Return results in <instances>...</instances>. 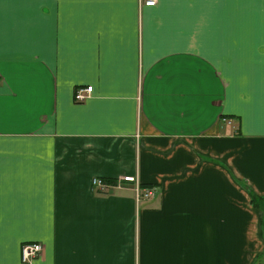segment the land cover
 <instances>
[{
    "label": "crops",
    "instance_id": "0c3cea01",
    "mask_svg": "<svg viewBox=\"0 0 264 264\" xmlns=\"http://www.w3.org/2000/svg\"><path fill=\"white\" fill-rule=\"evenodd\" d=\"M144 1L0 0V264H262L264 0Z\"/></svg>",
    "mask_w": 264,
    "mask_h": 264
},
{
    "label": "built area",
    "instance_id": "2783aa9c",
    "mask_svg": "<svg viewBox=\"0 0 264 264\" xmlns=\"http://www.w3.org/2000/svg\"><path fill=\"white\" fill-rule=\"evenodd\" d=\"M157 0H145V5H155ZM93 85L87 86H78L75 89V100L77 102L86 101L93 93ZM228 123L231 124V119H227ZM122 182H130L136 184V200L137 203H140L142 199L149 198L155 193L154 186H144L140 183L138 176L126 175L121 179L116 180L115 182H109L102 177H94L92 179V185L94 188L98 189L101 192L109 193L115 187L120 186ZM44 251V246L40 243H26L22 246L21 250V260L24 264H30L35 259L39 258Z\"/></svg>",
    "mask_w": 264,
    "mask_h": 264
},
{
    "label": "trees",
    "instance_id": "16d2710c",
    "mask_svg": "<svg viewBox=\"0 0 264 264\" xmlns=\"http://www.w3.org/2000/svg\"><path fill=\"white\" fill-rule=\"evenodd\" d=\"M109 182H115V179H106ZM250 194H251V200L252 203L256 206L260 204V200L264 201V197H258L257 195L253 194V192L250 190Z\"/></svg>",
    "mask_w": 264,
    "mask_h": 264
},
{
    "label": "rangeland",
    "instance_id": "374dc122",
    "mask_svg": "<svg viewBox=\"0 0 264 264\" xmlns=\"http://www.w3.org/2000/svg\"><path fill=\"white\" fill-rule=\"evenodd\" d=\"M232 122H233V119H232ZM262 264H264V258H263V262H262Z\"/></svg>",
    "mask_w": 264,
    "mask_h": 264
}]
</instances>
